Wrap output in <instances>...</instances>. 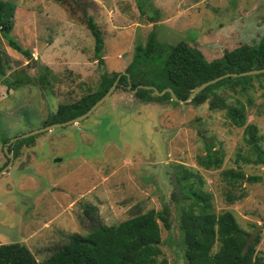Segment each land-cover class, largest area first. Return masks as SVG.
<instances>
[{"label":"rangeland","instance_id":"374dc122","mask_svg":"<svg viewBox=\"0 0 264 264\" xmlns=\"http://www.w3.org/2000/svg\"><path fill=\"white\" fill-rule=\"evenodd\" d=\"M8 1L16 4L10 34L31 58L13 50L0 34L5 74L28 80L16 89L0 80V244H25L42 262L69 234L89 232L88 208L96 222L106 225L166 208L169 227L158 221V260L187 264L179 225L188 200L181 198L174 174L175 165L182 164L211 194L215 213L230 211L251 234L259 226L255 253L264 255V166L255 163L243 127L232 125L225 109L209 108L211 97L200 104L143 102L128 86H116L80 122L34 134L14 150L15 156L8 145L13 160L5 170L9 157L2 141L48 125L44 122L58 104L95 91L103 72H124L135 44L145 43L152 30L161 43L186 41L207 60L258 41L264 36V0H150L144 13L136 0H83L104 33L102 65L94 57L89 30L65 5ZM40 74L48 80L44 88ZM250 83L244 94L229 88L219 92L228 105L245 104L246 123L257 126L264 150V77ZM208 143L223 153L220 168L198 163ZM230 169L243 173L242 180L229 183L222 172Z\"/></svg>","mask_w":264,"mask_h":264},{"label":"trees","instance_id":"16d2710c","mask_svg":"<svg viewBox=\"0 0 264 264\" xmlns=\"http://www.w3.org/2000/svg\"><path fill=\"white\" fill-rule=\"evenodd\" d=\"M65 5L70 15H78L89 30L94 41V57L100 65L104 63V33L93 15L88 13L83 0H53ZM142 13L145 12L150 0H136ZM16 4L8 0H0V34L7 44L25 58H31V51L24 48L11 31L14 27ZM157 12V10H155ZM152 21L155 16L147 12ZM264 67V36L251 44H242L215 59L207 60L202 52L190 46L186 41H178L173 45H165L156 37V31L149 32L146 42L135 44L131 61L121 72L116 86L136 87V98L141 101H171L168 92L161 96L141 85L154 86L158 91L170 87L180 99H186L190 91L207 80L229 72H242ZM5 62L0 59V80L7 88L16 89L27 84V78L16 75L14 78L5 74ZM50 71V70H49ZM120 72L101 74V80L95 91L84 93L79 99L70 103H60L44 123L62 122L74 118L88 110L116 79ZM253 77H264V72L255 75L225 77L197 93L190 101L200 104L209 100L210 109H225V116L232 125L243 127L244 139L256 154L255 163L264 166V150L260 146L257 126L247 121V109L244 103L228 105L219 92L222 88L238 90L244 94L252 85ZM41 87L48 84L45 74L38 75ZM43 123V124H44ZM21 135V134H20ZM15 137V136H14ZM9 137H2L7 143ZM33 135L17 139L9 144V151H15L21 145L31 141ZM212 145L206 144L205 155L198 157L199 165L206 169L220 168L223 153L211 150ZM175 180L181 192V198L188 200L180 217V231L184 245V258L187 264H264V255L258 256L256 245L260 236L248 240L251 233L244 230L230 211L215 213L211 194L202 188L200 179L187 170L182 164L175 165ZM228 182L242 180L243 173L234 169L222 172ZM90 207V206H89ZM89 215L91 229L87 234L71 233L60 248L56 249L42 262H38L25 244L1 243L0 264H167L165 259L158 260L162 254L160 248V226L162 222L169 227L166 208L161 211L149 209L134 215L117 224L98 223L90 209L84 211ZM218 242V249L214 250Z\"/></svg>","mask_w":264,"mask_h":264},{"label":"water","instance_id":"95a60500","mask_svg":"<svg viewBox=\"0 0 264 264\" xmlns=\"http://www.w3.org/2000/svg\"><path fill=\"white\" fill-rule=\"evenodd\" d=\"M264 72V67H261V68H254V69H250V70H246V71H242V72H229V73H225L223 75H220V76H217L215 78H212L210 80H207L205 82H202L201 84H199L198 86H196L195 88H193L190 93L188 94L187 98L186 99H180L176 96L175 92L170 88V87H166L164 88L162 91H158L155 87L153 86H149V85H141V87L143 88H146V89H152L154 94L156 95H163L164 93L168 92L171 96V99L173 101H176V102H190L192 100V98H194V96L199 93L200 91H202L203 89H205L207 86L225 78V77H238V76H246V75H255V74H259V73H263ZM121 76V73L117 75L116 79L114 80V82L111 84V86L108 88L107 92H105L88 110H86L84 113L74 117V118H71V119H68V120H65V121H62V122H54V123H51V124H48L46 126H43L41 128H37V129H34V130H30L29 132L27 133H24V134H21V135H17L15 137H12L9 139V141L7 143H5L4 145V153L9 157V163L5 166V168L3 170H5L9 164H11L12 160H13V155L7 151V146L9 144H14V142L17 140V139H20V138H25V137H28V136H31V135H34L36 133H40L42 131H45V130H52V129H55V128H58V127H62V126H65V125H68V124H72V123H78L80 122L81 120L87 118L101 103H103L105 101L106 98H108V96L111 94V92L113 91V89L116 87L117 85V82H118V79L119 77ZM128 88H131V85L129 83L128 85ZM138 87L134 88V89H131L133 92H135L137 90ZM56 160H59V159H55ZM2 172V171H1ZM0 172V173H1ZM259 226L255 229V231L249 236L248 240H253V238L255 237L256 233H257V230H258Z\"/></svg>","mask_w":264,"mask_h":264}]
</instances>
